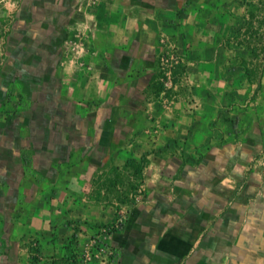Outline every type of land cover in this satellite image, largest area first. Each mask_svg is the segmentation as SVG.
Masks as SVG:
<instances>
[{
	"label": "crops",
	"instance_id": "0c3cea01",
	"mask_svg": "<svg viewBox=\"0 0 264 264\" xmlns=\"http://www.w3.org/2000/svg\"><path fill=\"white\" fill-rule=\"evenodd\" d=\"M91 1L15 0L0 49V264H68L70 249L83 245L76 234L104 222L88 197L97 169L121 168L149 151V171L167 176L180 168L182 191L175 198L154 194L164 217L157 242L145 233L157 226L147 209L134 210L108 235L114 247H125L120 264H147L146 255L134 258V249L147 254L152 240L157 251L149 264H264L250 255L251 230H264L258 221L252 229L250 218L264 217V177L255 161L264 147V90L252 106L231 101L224 116L233 129L221 122L214 86L210 96L202 81L195 119L181 103L169 113L153 103L151 116L146 113L159 89V29H175L184 56L207 62L220 38L218 9L239 8V1ZM76 30L83 34L79 50ZM13 83L17 97L9 98ZM260 83L264 88V74ZM210 120L224 143L194 166L189 135L199 133L190 142L201 147L214 134ZM156 124L157 136L149 137ZM244 166L250 169L241 176ZM239 216L244 223H236Z\"/></svg>",
	"mask_w": 264,
	"mask_h": 264
},
{
	"label": "rangeland",
	"instance_id": "374dc122",
	"mask_svg": "<svg viewBox=\"0 0 264 264\" xmlns=\"http://www.w3.org/2000/svg\"><path fill=\"white\" fill-rule=\"evenodd\" d=\"M238 1L241 5L239 8L220 7L218 9L221 19L220 38L206 60L207 62H202V59L200 61L197 58L188 59L184 56L183 47L174 31L175 29H159L157 42L160 48L155 78L159 89L156 95L152 94L151 99L147 100L146 113L148 117L153 112V103L166 113L175 112L176 106L181 103L189 117L195 119V115L202 112L201 98L196 93L201 81L205 86H208L206 91L210 96V87L211 85L214 86L215 95L220 101L221 122L225 121L230 129L235 127L229 123L230 118L224 114H227L231 101V105L235 104L239 108L252 106L257 101L259 90H264L260 83L264 74V0ZM90 2L92 1L90 0ZM14 6L15 0H0V49L4 47L5 34L8 32L12 20L15 19ZM192 9L196 11L197 8L193 6ZM205 13L210 15L209 11ZM230 16H238V18L229 23L227 21H229ZM73 37L75 38L74 49L79 50L82 47L83 34L76 30ZM73 53H76V50H73ZM2 59L3 57H0V65ZM87 60L88 57L85 55L84 58L80 57L79 62L86 63ZM203 64L207 65V68ZM162 84L163 87H161ZM9 89L11 91L8 95L9 98L10 96L17 97L14 83ZM230 96L236 100H229ZM214 122L210 120L207 124L209 130L213 131L214 134L207 136L203 142V147L201 146L202 148L196 147L194 142H190L191 138L194 141H199V133L191 131L192 134L189 135L187 155L190 159L189 162L194 166L200 158H212L211 150L213 147L224 143L225 139L222 135L224 132L221 134L217 131L215 128L218 126ZM153 127L148 129L149 137L155 136L159 132L157 124ZM151 155H153V151L147 152L141 159L135 161V164L138 165L137 172H133L129 167H116L115 164L97 169L89 185L88 197L91 203L99 204L104 222H96L88 231L81 232L80 230L76 234V237H83V245L70 249L71 256L69 258L71 259L68 264H120L121 260L125 258L123 256L125 247H122L121 251L118 249V254L114 255L110 247L113 244L108 236L111 234L109 231L112 229L121 230L128 217L137 209H147L150 213L147 218L149 223L159 226H155L153 231L149 228V231H145V233L154 237L156 242L160 239L164 229V217L159 214L156 203L160 201L154 198V194L160 193L162 195L165 192L175 198L178 193H181L182 186L179 183L180 168H175L173 173L167 176L159 173V169H155V167L149 171L148 161L151 159ZM255 158L258 167H260L261 175L264 177V147L261 148ZM249 169L250 167H242L241 176H245ZM238 188L239 184L235 183L233 192L237 191ZM171 201L174 200L171 199L169 202L171 203ZM250 205L252 204L246 203V206ZM255 211L252 210V212ZM250 218L252 229L256 226L257 221L264 222L263 216L254 213ZM235 219L237 224L244 223L243 216L235 217ZM245 223H247V219ZM252 231L250 233V255L264 258V230L260 228L259 231ZM154 240H152L154 245L149 246L147 254L143 252V248H139L137 254L136 249H134V258H142L146 255L145 261L149 264V260L157 251Z\"/></svg>",
	"mask_w": 264,
	"mask_h": 264
},
{
	"label": "trees",
	"instance_id": "16d2710c",
	"mask_svg": "<svg viewBox=\"0 0 264 264\" xmlns=\"http://www.w3.org/2000/svg\"><path fill=\"white\" fill-rule=\"evenodd\" d=\"M135 161L134 159H127L126 162H125V165L124 167H129L130 169L133 170V172H137L138 171V165L135 164ZM114 231H116V229H112L109 231V233H113ZM113 251V254L114 255H117L118 254V249L114 246H110Z\"/></svg>",
	"mask_w": 264,
	"mask_h": 264
}]
</instances>
